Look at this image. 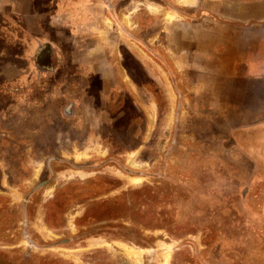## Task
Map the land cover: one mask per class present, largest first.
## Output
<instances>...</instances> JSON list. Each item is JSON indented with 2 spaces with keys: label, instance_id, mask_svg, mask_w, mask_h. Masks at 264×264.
Returning a JSON list of instances; mask_svg holds the SVG:
<instances>
[{
  "label": "rangeland",
  "instance_id": "1",
  "mask_svg": "<svg viewBox=\"0 0 264 264\" xmlns=\"http://www.w3.org/2000/svg\"><path fill=\"white\" fill-rule=\"evenodd\" d=\"M15 4L0 0V264H264V78L240 106L160 97L154 115L150 79L128 88L114 59L89 76Z\"/></svg>",
  "mask_w": 264,
  "mask_h": 264
},
{
  "label": "crops",
  "instance_id": "2",
  "mask_svg": "<svg viewBox=\"0 0 264 264\" xmlns=\"http://www.w3.org/2000/svg\"><path fill=\"white\" fill-rule=\"evenodd\" d=\"M11 1L36 35L48 28L63 35L89 76L110 74L114 59L121 68L114 67V73L128 88L146 90L131 80L132 71L122 62L134 61L132 75L146 76L157 88L154 115L160 97L169 111L176 104L240 106L251 76L264 78V0ZM132 28L145 31L146 39L133 37ZM101 55L103 68L96 64ZM187 76L193 78L190 86Z\"/></svg>",
  "mask_w": 264,
  "mask_h": 264
},
{
  "label": "flooded vegetation",
  "instance_id": "3",
  "mask_svg": "<svg viewBox=\"0 0 264 264\" xmlns=\"http://www.w3.org/2000/svg\"><path fill=\"white\" fill-rule=\"evenodd\" d=\"M133 35H134V33H133ZM133 37H135V35L133 36ZM125 49V48H124ZM126 51H127V53H129L128 52V50L126 49ZM129 57H130V55H129ZM127 59L126 58H124L123 59V63L126 65L127 64V67L129 68V70L130 71H132V73H135V63H134V61H132L131 62V60H130V58L126 61ZM133 63V64H132ZM132 73H131V76H130V78H131V80H133V82L135 83V84H137L138 86H139V88L141 89V88H145L146 89V87H145V84L146 83H143L142 82V79H145L146 80V76H143V75H132ZM140 77V78H139ZM142 78V79H141ZM141 79V80H140ZM138 82V83H137ZM142 82V83H141ZM159 111V110H158ZM80 155H81V153H80ZM78 156H79V154H78ZM78 156H76V158L78 157Z\"/></svg>",
  "mask_w": 264,
  "mask_h": 264
},
{
  "label": "bare ground",
  "instance_id": "4",
  "mask_svg": "<svg viewBox=\"0 0 264 264\" xmlns=\"http://www.w3.org/2000/svg\"><path fill=\"white\" fill-rule=\"evenodd\" d=\"M128 253H129V251H128ZM127 255H129V254H127ZM132 255V254H131ZM130 256V255H129ZM137 257H139L138 255H136L134 258H135V260L137 261L138 259H137ZM133 258V259H134ZM138 263V262H137Z\"/></svg>",
  "mask_w": 264,
  "mask_h": 264
}]
</instances>
